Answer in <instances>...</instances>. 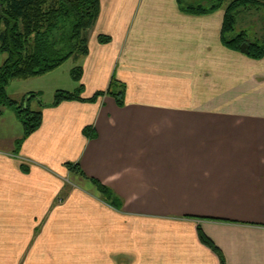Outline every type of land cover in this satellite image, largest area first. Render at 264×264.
<instances>
[{
    "label": "crops",
    "instance_id": "crops-1",
    "mask_svg": "<svg viewBox=\"0 0 264 264\" xmlns=\"http://www.w3.org/2000/svg\"><path fill=\"white\" fill-rule=\"evenodd\" d=\"M224 15L100 0L73 83L54 74L71 59L11 81L21 100L49 76L38 86L53 89L47 105L54 85L83 92L57 106L34 99L42 124L19 150L22 123L0 113V264H264V58L224 45ZM114 77L123 105L91 101Z\"/></svg>",
    "mask_w": 264,
    "mask_h": 264
},
{
    "label": "trees",
    "instance_id": "trees-1",
    "mask_svg": "<svg viewBox=\"0 0 264 264\" xmlns=\"http://www.w3.org/2000/svg\"><path fill=\"white\" fill-rule=\"evenodd\" d=\"M180 9L190 14H208L219 10L226 0H211L206 6L194 0H178ZM264 6L262 0H233L226 8L222 27V41L228 48L241 51L248 43V56L264 58V37L250 38L246 30L236 31L237 20L242 11ZM100 14V0H0V50L5 59L0 66V113L5 108L13 110L23 126V136L16 142L19 150L22 142L42 124L41 109L31 103L38 99L42 107L57 106L66 100L81 99L83 85L76 91L58 89L53 103L47 105L40 92H30L21 100L12 98L8 86L15 79L42 76L64 64L70 58L79 59L89 53V32ZM264 36V35H263ZM110 36L100 35L99 41L107 43ZM76 81L81 80L82 67L72 70ZM113 79L107 91L98 92L91 101L107 94L113 95L123 105L125 85ZM119 87L118 91L112 87ZM88 137L94 136L92 127L85 129ZM68 169L82 176L79 163L68 162ZM23 171L28 166L22 164ZM105 199L116 202L114 192L96 178H90ZM203 238V235H202ZM207 242V239L204 238ZM210 242V241H209Z\"/></svg>",
    "mask_w": 264,
    "mask_h": 264
},
{
    "label": "rangeland",
    "instance_id": "rangeland-1",
    "mask_svg": "<svg viewBox=\"0 0 264 264\" xmlns=\"http://www.w3.org/2000/svg\"><path fill=\"white\" fill-rule=\"evenodd\" d=\"M198 3H203L205 4L206 6H208L211 2V0H194ZM233 0H226V2L224 3V5L222 7H227ZM264 2V0H262ZM241 30H246L248 35L250 36V38L254 39L256 38L257 36L260 37H264V6L261 7V8H252L251 10L249 11H242L240 14H239V17H238V20H237V25H236V31H241ZM112 40V38H111ZM110 40V41H111ZM109 41V42H110ZM107 42V43H109ZM105 44V43H104ZM71 60H69L66 64H64V66H62L59 70H57L55 73H62V71H65V75L68 76L67 74V70L69 68H71V66H74L75 64V61L78 62L75 58H70ZM46 77H49V76H45V78H36V79H33V85L35 86V88H39L38 90H40V93H41V98L42 100H50L51 99V96L53 94V89H49L48 87H38L41 83L43 84V79H46ZM69 77V76H68ZM114 79L118 82L119 87L121 88V85L123 84L120 80H118L116 77H114ZM68 81L70 83H73V80L71 77L68 78ZM55 84V83H54ZM32 85V86H33ZM45 85V83H44ZM57 85H54V94H55V91L58 89H60V87H56ZM50 87V86H49ZM119 87H112V90H116L118 91ZM63 89V88H61ZM36 90H33V91H29L30 92H35ZM83 92V90H82ZM81 92V94H82Z\"/></svg>",
    "mask_w": 264,
    "mask_h": 264
},
{
    "label": "water",
    "instance_id": "water-1",
    "mask_svg": "<svg viewBox=\"0 0 264 264\" xmlns=\"http://www.w3.org/2000/svg\"><path fill=\"white\" fill-rule=\"evenodd\" d=\"M249 48H250V46H249L248 43H243L241 45V52L248 54L249 53Z\"/></svg>",
    "mask_w": 264,
    "mask_h": 264
}]
</instances>
